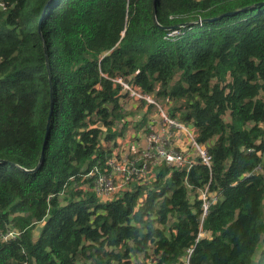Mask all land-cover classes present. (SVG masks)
<instances>
[{"label":"trees","instance_id":"obj_1","mask_svg":"<svg viewBox=\"0 0 264 264\" xmlns=\"http://www.w3.org/2000/svg\"><path fill=\"white\" fill-rule=\"evenodd\" d=\"M0 3V264H264V0ZM115 77L210 166L160 161L97 196L85 175L156 109Z\"/></svg>","mask_w":264,"mask_h":264},{"label":"built area","instance_id":"obj_2","mask_svg":"<svg viewBox=\"0 0 264 264\" xmlns=\"http://www.w3.org/2000/svg\"><path fill=\"white\" fill-rule=\"evenodd\" d=\"M0 7H3L1 3ZM175 33L177 31L172 32V34ZM113 80L121 85V90L127 93L129 99L132 101L139 102L145 100L148 103L154 104L158 110L159 119H148V127L151 129V132L145 136L144 148L138 156L129 159L126 154L117 157L111 154L105 163L106 167L110 169V172L102 173L98 168L94 167L85 175L91 177L95 174L92 189L97 196L104 199L109 198L113 192L123 188L133 177L139 179L145 177L149 164L162 161L168 165L189 168L192 160H187L180 150H177L171 145L172 143L169 140L172 131L175 129L181 130L189 135L190 142L196 151V156L200 157L204 165L207 167L210 166L211 158L205 146L196 143L193 132L190 133L187 126L170 118L162 111L161 107L153 100L151 95L142 93L133 84L129 83L127 79L115 77ZM137 161L140 162L139 165H135ZM206 192L207 187L201 191L202 216L208 211L210 203L216 200L215 196L208 198ZM15 235L16 232L8 231L2 237L6 239L14 237Z\"/></svg>","mask_w":264,"mask_h":264},{"label":"rangeland","instance_id":"obj_3","mask_svg":"<svg viewBox=\"0 0 264 264\" xmlns=\"http://www.w3.org/2000/svg\"><path fill=\"white\" fill-rule=\"evenodd\" d=\"M150 118L159 119L158 110L153 109L150 112V114L148 115V119H150ZM132 119H138V116H136L135 118H132ZM188 130L190 131V133H192V131H191L192 129L190 127L188 128ZM137 132L138 131H135V130H133L131 128V130L129 129L126 132L125 137L117 138V143L115 144V147L114 148L112 147L114 149V152L118 151L116 153H118L121 156H122V154L124 155L126 153V154H128V157L131 156V155H134L136 153L138 154V152L141 149V144L145 141L146 134H143V133H140V132L138 134H134V133H137ZM169 140L172 143L171 145L173 147H175L177 150H180L182 152L183 156L187 160H195L196 151L194 150V148H193V146H192V144L190 142L189 135L187 133H185V132H183L181 130L175 129V131L173 132V134L171 135V138ZM179 141H180V143L178 144ZM174 142L178 146L182 147L185 150H181V148H178L177 145L174 146L173 145ZM183 143H185V145H184L185 148L183 147ZM136 156H138V155H136ZM133 157H135V156H133ZM205 235H207V234H205V232L201 233V236H205Z\"/></svg>","mask_w":264,"mask_h":264},{"label":"water","instance_id":"obj_4","mask_svg":"<svg viewBox=\"0 0 264 264\" xmlns=\"http://www.w3.org/2000/svg\"><path fill=\"white\" fill-rule=\"evenodd\" d=\"M221 16H223V15H220V17ZM39 20H41V18ZM50 113H51V111L49 112V115H50ZM48 125H49V121H48L47 126H46V134H45L46 136L48 134ZM45 143H46V141H44V143H43V148H44ZM42 161H43V151L41 152V155L39 157V160H38V163L36 164V166L33 169L26 170V171H34V170H37L40 167Z\"/></svg>","mask_w":264,"mask_h":264},{"label":"crops","instance_id":"obj_5","mask_svg":"<svg viewBox=\"0 0 264 264\" xmlns=\"http://www.w3.org/2000/svg\"><path fill=\"white\" fill-rule=\"evenodd\" d=\"M149 114H150V113H149ZM147 126H148V122H147ZM174 131H175V130L172 131V134H173ZM139 132H140V131H138L137 133H134V134H138ZM146 135H147V134H146ZM116 143H117V140H116ZM179 143H180V141L178 142V144H179ZM143 145H145V141L141 144V149H143V147H144ZM173 145L176 146L177 144L174 142ZM184 145H185V143H183V147H184ZM186 146H187V145H186ZM177 147H178V148H181V150H185V149H183L182 147H180V146H178V145H177ZM184 148H185V147H184ZM141 149H140V150H141ZM141 151H142V150H141ZM113 152H114V149H113ZM113 152H112V154H114L116 157H117V156H121V155H119L118 153H116V152H118V151H115L114 153H113ZM125 154H126V153H125ZM122 155H123V154H122ZM126 155H128V154H126ZM131 156H133V155H131ZM131 156H130V157H131ZM135 156H136V155H135Z\"/></svg>","mask_w":264,"mask_h":264}]
</instances>
